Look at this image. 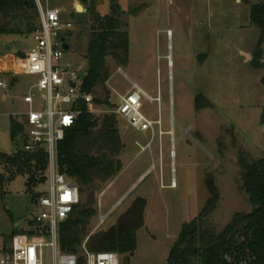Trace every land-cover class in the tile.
I'll list each match as a JSON object with an SVG mask.
<instances>
[{
    "label": "rangeland",
    "instance_id": "rangeland-1",
    "mask_svg": "<svg viewBox=\"0 0 264 264\" xmlns=\"http://www.w3.org/2000/svg\"><path fill=\"white\" fill-rule=\"evenodd\" d=\"M40 1L44 7L63 9L62 17L72 20L73 28L65 39L68 48L63 49L60 63L70 71L85 73L84 56L92 27L85 14L88 4L82 0ZM240 1L88 0L100 16L109 14L116 3L119 25L128 31L126 65L119 67L111 57L105 60L109 101L117 103V93L136 82L153 99L143 98L141 111L150 119L160 118L163 130L159 135L155 127L157 133L146 147L150 131L132 129L117 117L124 143L117 158L123 168L107 181L97 182L95 215L88 229L92 233L106 230L137 197L146 200L144 222L136 232V250L127 263L119 255V264H170L167 257L181 225L198 216L211 195L210 180L220 198L207 223L217 231L234 213L252 210L241 187L238 155L255 159L264 154V56L256 66L252 59L260 29L249 22L248 11V3L262 0ZM74 6L77 11L69 12ZM33 43L31 33L24 30L0 36V80L10 82L7 88L0 87V153L15 150L10 116L16 118L27 109L22 97L35 79L2 71L12 52L6 45L20 57ZM90 94L102 98L101 87L95 95ZM91 108L92 114L102 117L113 107L93 102ZM147 168L151 171L124 193ZM0 173L8 175L2 165ZM25 183V176L16 175L0 186V246L10 241L16 223L25 227L39 212ZM45 188L43 183L36 191ZM80 197L81 202L86 200L85 194Z\"/></svg>",
    "mask_w": 264,
    "mask_h": 264
},
{
    "label": "trees",
    "instance_id": "trees-1",
    "mask_svg": "<svg viewBox=\"0 0 264 264\" xmlns=\"http://www.w3.org/2000/svg\"><path fill=\"white\" fill-rule=\"evenodd\" d=\"M82 2L88 4L85 14L90 17L92 27L86 46L88 68L81 79L80 89L82 93L95 95L96 88L101 87L102 98L94 96V103L114 108L116 103L109 101V90L105 86L109 77V67L105 60L111 57L119 67L126 65L129 55L128 31L120 27L118 17L110 13L100 16L93 2ZM248 11L249 22L260 29L252 59L258 66L264 56V0L248 3ZM37 15L34 0H0V36L19 34L23 30L32 33L38 26ZM10 117L11 140L15 150L9 154L0 153V165L8 173L7 176L0 173V186L16 175H23L26 191L34 201L41 192L36 191V188L45 183L46 154L41 148L35 151L18 148L25 126L18 118ZM117 117L113 113L97 117L89 113L87 103L82 102L77 120L58 142L59 170L77 182L79 195L86 196L84 202L80 199L73 214L60 227V246L64 251L79 256L80 260L83 259L85 246L89 252L115 251L123 256L124 263L129 262L137 247L136 232L144 222L146 200L137 197L106 230L92 233L88 229L95 215L93 195L97 182L107 181L123 168L117 158L124 149ZM263 118L264 108L262 122ZM238 159L241 187L248 196L252 210L234 213L224 228L217 231L207 223L208 215L220 198L213 180H210L207 186L211 195L199 215L181 225L167 257L169 262L264 264V154L255 159H247L239 153ZM16 231L19 232L18 227L12 231L13 234Z\"/></svg>",
    "mask_w": 264,
    "mask_h": 264
},
{
    "label": "built area",
    "instance_id": "built-area-1",
    "mask_svg": "<svg viewBox=\"0 0 264 264\" xmlns=\"http://www.w3.org/2000/svg\"><path fill=\"white\" fill-rule=\"evenodd\" d=\"M35 1L38 26L31 33L34 43L29 52L20 57L11 52L9 64L3 65V70L6 69L10 76L19 72L35 77L22 97L28 107L16 117L25 126L18 148L24 151L44 149L46 188L33 201L39 212L28 219L25 227L18 225L19 232L0 246V264H119V255L112 250L89 252L82 245L84 252L80 260L60 246L61 224L73 214L81 197L77 182L59 170L57 146L77 120L80 103H87L88 112L92 113L94 98L90 93L81 92L79 70L70 71L60 63L63 44L73 28L72 20L62 17L63 9L44 7L40 0ZM76 11L74 6L69 12ZM8 85L9 82L0 80V87ZM117 97L110 113L124 119L132 129L150 131V139L145 144L150 146L157 133L155 127L159 135L163 134L161 119H150L141 111L142 99H153L136 82L122 94L117 93ZM173 185L174 182L170 187Z\"/></svg>",
    "mask_w": 264,
    "mask_h": 264
},
{
    "label": "crops",
    "instance_id": "crops-1",
    "mask_svg": "<svg viewBox=\"0 0 264 264\" xmlns=\"http://www.w3.org/2000/svg\"><path fill=\"white\" fill-rule=\"evenodd\" d=\"M235 1L238 2V3L241 2L240 0H235ZM241 52H244V51H241ZM246 53H247V52H246ZM2 71H4V73H6V69H4V70H2ZM6 74H7V73H6ZM1 98H2L3 100H5V99H6V95H5V94H2V95H1ZM149 168H150V167H149ZM149 168H147L146 170L142 171V173H141L139 176H137V177L135 178V180H132L131 183L129 184V186H127V188L125 189L124 193H126V192H130L131 190H133L134 187H135V186L141 181V179L144 177V175L147 174L149 171H151V169H149ZM120 174H123V171H122ZM15 225L18 226L17 223H16Z\"/></svg>",
    "mask_w": 264,
    "mask_h": 264
},
{
    "label": "water",
    "instance_id": "water-1",
    "mask_svg": "<svg viewBox=\"0 0 264 264\" xmlns=\"http://www.w3.org/2000/svg\"><path fill=\"white\" fill-rule=\"evenodd\" d=\"M110 10H111L110 14H111L112 16H114V17H119V14L116 12V4H115V3L112 4ZM6 48L10 49L14 54H18V51H16L15 49H11L9 45H6ZM63 48H64V49H67V48H68V45H67L66 43H64V44H63ZM84 57L86 58V56H84ZM262 62L264 63V58L262 59ZM84 76H85L84 72L79 71V78H80V79H83ZM72 85H75V84L72 82ZM262 125H263L262 130H263V133H264V118H263ZM170 264H175V262L172 260V261L170 262Z\"/></svg>",
    "mask_w": 264,
    "mask_h": 264
},
{
    "label": "bare ground",
    "instance_id": "bare-ground-1",
    "mask_svg": "<svg viewBox=\"0 0 264 264\" xmlns=\"http://www.w3.org/2000/svg\"><path fill=\"white\" fill-rule=\"evenodd\" d=\"M173 182V181H172ZM174 186V185H173Z\"/></svg>",
    "mask_w": 264,
    "mask_h": 264
}]
</instances>
